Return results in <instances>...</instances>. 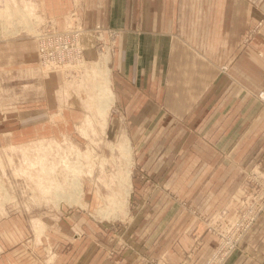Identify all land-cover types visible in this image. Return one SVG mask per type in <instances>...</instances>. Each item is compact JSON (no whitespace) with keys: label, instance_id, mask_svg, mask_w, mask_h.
I'll use <instances>...</instances> for the list:
<instances>
[{"label":"rangeland","instance_id":"obj_1","mask_svg":"<svg viewBox=\"0 0 264 264\" xmlns=\"http://www.w3.org/2000/svg\"><path fill=\"white\" fill-rule=\"evenodd\" d=\"M228 1L221 0L223 9ZM91 2L96 3L75 0V11L48 18L40 0H0V264H163L150 248L149 225L164 217V207L173 212L174 220L183 211L191 213L216 239L200 262L220 243L211 224L221 223L218 227L225 241L233 240L236 234L231 229L232 222L239 215L240 220L250 218L258 210L246 230L239 227V245L224 264L242 253L250 262H257L258 256L246 251L245 241L264 214V205L259 207L264 201V182L257 191L250 173L256 169L264 178L261 170L243 169L237 190L240 201L232 216H208L191 206L185 195L178 194L177 190L186 183L176 178V182H169L172 187H166L167 181L154 179L138 163L143 156L140 158L134 144L141 136L134 131L145 122L128 118L130 105L115 97L105 120L96 115L95 108L91 109L95 71L103 68L107 57L111 73L115 37L122 29L101 23L82 24L84 5ZM263 3L264 0H238L233 17L242 27L248 21L240 35L243 41L264 27ZM196 5L191 7L202 10ZM206 7L214 8V2L206 3ZM225 9L227 28L232 13L228 14L227 9L225 13ZM45 20H52V25L41 27ZM209 25L215 29L213 23ZM52 29L66 34L75 30L79 35L73 50L70 47L64 53L61 66L49 70L41 63L36 34ZM220 70L227 72L228 65L221 64ZM262 92L264 88L255 96L264 104L259 97ZM237 121L238 117L234 122ZM102 123L104 127L99 125ZM125 136L131 149V186L127 205L117 210L110 201L114 195L124 194L126 187L120 175L128 166L127 155L118 147ZM73 176L80 179V195L76 196L79 200L69 201L59 195L72 194ZM225 182L217 177L213 185L219 191ZM232 182L229 178V185ZM174 187L176 190L171 189ZM263 260L261 254L259 263L264 264Z\"/></svg>","mask_w":264,"mask_h":264},{"label":"crops","instance_id":"obj_2","mask_svg":"<svg viewBox=\"0 0 264 264\" xmlns=\"http://www.w3.org/2000/svg\"><path fill=\"white\" fill-rule=\"evenodd\" d=\"M95 1L85 3L82 24L122 28L115 37L112 86L116 99L131 106L128 118L145 122L134 131L141 136L134 144L143 156L138 163L154 179L167 181L166 187L177 179L186 183L177 191L194 208L229 218L240 201L243 169L256 167L264 174V104L255 96L264 88L259 64L264 63V27L240 39L248 21L242 27L233 17L238 0L224 5L232 13L227 28L221 0ZM210 1L214 8L207 9ZM40 2L48 18L76 10L75 0ZM195 3L202 10L191 7ZM221 64L228 65L227 72ZM217 177L226 179L219 191L213 185ZM165 209L164 217L149 225L151 250L163 264H198L216 239L191 213L183 211L174 220ZM246 238V251L258 261L242 253L227 264H260L264 214Z\"/></svg>","mask_w":264,"mask_h":264},{"label":"built area","instance_id":"obj_3","mask_svg":"<svg viewBox=\"0 0 264 264\" xmlns=\"http://www.w3.org/2000/svg\"><path fill=\"white\" fill-rule=\"evenodd\" d=\"M52 20H45L42 22V25L49 24ZM52 25L51 23L49 24ZM100 25H96L95 28L98 30ZM42 32H37V40L36 42L39 45V54H40V60L41 63L49 70H53V68H56L57 66H61V60L64 56V53L68 51V49L71 47L73 50L75 39L78 37L79 32H73L75 30H68L71 34H66L65 32L52 29V30H41ZM71 38V41H70ZM76 55L78 56L77 59L80 58L79 53L77 52ZM262 100H264V92H262L259 96ZM252 174V179L256 183L257 191L261 189L263 186L264 178L261 176V174L255 169L250 172ZM261 199V196L259 197ZM264 205V201H260L259 207L261 208ZM259 209V208H258ZM258 210L255 211L254 215L250 218H247L245 220H240V215L232 222L231 229H234V232L236 236L233 240L225 241L224 234L220 232V228L218 227L221 223H213L211 224V229L215 233L219 234L220 243L217 244L214 249L209 252V255L204 258L200 262V264H224L227 260V257L230 255V253L236 249L239 245L237 241L239 240L240 233L237 232L239 227H241V230H246L250 224L253 218L255 217ZM226 243V244H225Z\"/></svg>","mask_w":264,"mask_h":264},{"label":"bare ground","instance_id":"obj_4","mask_svg":"<svg viewBox=\"0 0 264 264\" xmlns=\"http://www.w3.org/2000/svg\"><path fill=\"white\" fill-rule=\"evenodd\" d=\"M104 58L105 59L103 62L104 63L103 68H99L98 71L97 70L95 71L96 80H95L93 89H96V91H95V94H93V96L90 98L92 100H91V102H89V105L91 106L92 110L95 108V112L97 113L96 115L101 116V118L105 120L104 117L107 114V110L111 107V105H112L111 103H113L115 95H114L113 89H111L112 80H111L110 69L106 65L107 64L106 62L108 61L109 58H107V57H104ZM100 61L101 60L99 59V62ZM97 64L100 65V63H98V62H97ZM96 115H94V117ZM98 120H99V118H98ZM100 123H101V121H100ZM99 125L103 126V123L99 124ZM118 147L120 150H122L127 155L126 165H128V166H126L127 167L126 170H124V172H122V174L120 175V176L123 175V178L121 180L126 181V183H125L126 185H124L126 187H124V194L119 193V195H117V196L114 195L112 197L113 200L110 201V204H111L110 206H113L117 210L118 209L121 210V208L123 209V206L127 205L126 203H127V198H128V191H129L130 186H131L130 180H128L129 176H130V166H132V165H130L131 164V157H130L131 156V149H130V145H129V140H128V138H126V136H125L124 140L121 142V144H119ZM78 179L79 178H77L76 176H73L71 178V181H72L71 184H72V188H73L72 194H67L68 192H65V193H61L59 196H64L69 201L79 200V198L76 197L78 192H79L78 191L79 186L81 184L79 181L80 179L79 180ZM120 183H121V181H120ZM121 184L123 185L124 182H122ZM121 187H123V186H121ZM80 190H81V188H80ZM121 191H123V190H121ZM78 195H80V193ZM104 209L102 211L106 212V214H107L109 211H107L106 209L104 210Z\"/></svg>","mask_w":264,"mask_h":264}]
</instances>
